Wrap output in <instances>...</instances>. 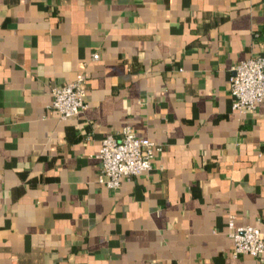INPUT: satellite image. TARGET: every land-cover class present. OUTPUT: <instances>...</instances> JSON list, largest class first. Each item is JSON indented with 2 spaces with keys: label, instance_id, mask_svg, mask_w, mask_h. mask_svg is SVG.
Instances as JSON below:
<instances>
[{
  "label": "crops",
  "instance_id": "crops-1",
  "mask_svg": "<svg viewBox=\"0 0 264 264\" xmlns=\"http://www.w3.org/2000/svg\"><path fill=\"white\" fill-rule=\"evenodd\" d=\"M262 54L264 0H0V264H256L226 220L264 236V101L232 109L227 77ZM122 125L160 149L108 188Z\"/></svg>",
  "mask_w": 264,
  "mask_h": 264
},
{
  "label": "built area",
  "instance_id": "built-area-1",
  "mask_svg": "<svg viewBox=\"0 0 264 264\" xmlns=\"http://www.w3.org/2000/svg\"><path fill=\"white\" fill-rule=\"evenodd\" d=\"M93 58L97 53H92ZM228 90L231 108L239 112L251 110L264 101V54L240 59L229 68ZM85 79L82 73L50 89L51 108L60 119L76 115L85 106ZM160 146L147 137L137 136L129 125H122L117 134L106 133L96 153L99 169L96 180L108 188H116L122 177L139 174L151 167V157ZM231 238V253H247L256 264L264 260L263 232L255 225L233 223V214L226 220Z\"/></svg>",
  "mask_w": 264,
  "mask_h": 264
}]
</instances>
